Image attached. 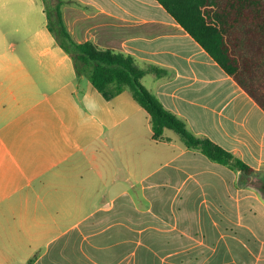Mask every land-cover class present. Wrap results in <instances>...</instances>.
Segmentation results:
<instances>
[{
	"label": "crops",
	"instance_id": "crops-1",
	"mask_svg": "<svg viewBox=\"0 0 264 264\" xmlns=\"http://www.w3.org/2000/svg\"><path fill=\"white\" fill-rule=\"evenodd\" d=\"M61 1L76 42L160 69L149 92L253 172L81 91L43 1L0 0V264H264V110L157 0Z\"/></svg>",
	"mask_w": 264,
	"mask_h": 264
},
{
	"label": "trees",
	"instance_id": "trees-1",
	"mask_svg": "<svg viewBox=\"0 0 264 264\" xmlns=\"http://www.w3.org/2000/svg\"><path fill=\"white\" fill-rule=\"evenodd\" d=\"M174 20L264 110V0H157ZM48 30L74 62L78 76H87L94 88L111 100L129 90L149 114L153 139L162 141L166 129L185 145L200 150L210 160L244 174L253 170L208 139L192 134L186 124L166 110L142 84L156 67L141 68L123 52L78 43L68 31L61 0H43Z\"/></svg>",
	"mask_w": 264,
	"mask_h": 264
},
{
	"label": "rangeland",
	"instance_id": "rangeland-1",
	"mask_svg": "<svg viewBox=\"0 0 264 264\" xmlns=\"http://www.w3.org/2000/svg\"><path fill=\"white\" fill-rule=\"evenodd\" d=\"M76 79H77L76 81L78 83H80V85L82 87V89L80 88L81 91H97L87 76H78L77 75ZM126 91H128V93H129V90H126Z\"/></svg>",
	"mask_w": 264,
	"mask_h": 264
}]
</instances>
